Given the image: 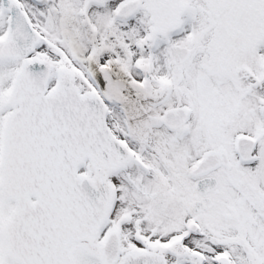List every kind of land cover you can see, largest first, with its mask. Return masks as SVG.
<instances>
[{
    "label": "snow or ice",
    "instance_id": "1",
    "mask_svg": "<svg viewBox=\"0 0 264 264\" xmlns=\"http://www.w3.org/2000/svg\"><path fill=\"white\" fill-rule=\"evenodd\" d=\"M0 264H264V0H0Z\"/></svg>",
    "mask_w": 264,
    "mask_h": 264
}]
</instances>
